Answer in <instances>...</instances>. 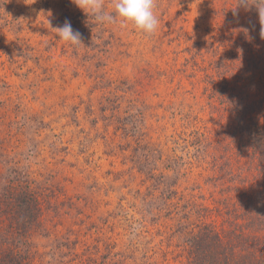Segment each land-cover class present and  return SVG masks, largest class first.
Listing matches in <instances>:
<instances>
[{"label": "rangeland", "instance_id": "obj_1", "mask_svg": "<svg viewBox=\"0 0 264 264\" xmlns=\"http://www.w3.org/2000/svg\"><path fill=\"white\" fill-rule=\"evenodd\" d=\"M155 3L159 26L146 35L88 21L71 0H0V195L11 179L39 193L34 264H133L147 247L179 264L192 221L246 226L238 197L252 163L235 147L226 161L201 67L226 55L228 35L259 33L258 12L234 11L238 0ZM65 20L85 47L52 29ZM152 163L176 181L173 204L148 187Z\"/></svg>", "mask_w": 264, "mask_h": 264}, {"label": "trees", "instance_id": "obj_2", "mask_svg": "<svg viewBox=\"0 0 264 264\" xmlns=\"http://www.w3.org/2000/svg\"><path fill=\"white\" fill-rule=\"evenodd\" d=\"M230 35L224 38L231 43L225 45L226 55L201 67V90L210 117L230 141L226 161L232 158L235 147L234 155L252 163V178L247 179L238 197L246 208V226L236 231L220 227L217 221H192L180 232L183 247L179 264H264V39L260 32L237 38ZM212 142L201 140L200 144L211 146ZM144 148L149 151L150 145ZM155 164L145 172L148 187L157 197L173 204L179 194L173 189L176 181L158 171ZM38 194L30 183L11 179L0 195V264H34V235L43 231V205ZM189 204L190 211L208 210L192 200ZM135 251L144 249L137 245ZM155 251L147 247L144 256H138V263L171 264L167 256L156 261ZM87 260L77 264H90L92 259Z\"/></svg>", "mask_w": 264, "mask_h": 264}, {"label": "clouds", "instance_id": "obj_3", "mask_svg": "<svg viewBox=\"0 0 264 264\" xmlns=\"http://www.w3.org/2000/svg\"><path fill=\"white\" fill-rule=\"evenodd\" d=\"M71 2L86 15L88 21L92 19L100 25H112L119 21L122 25H132L146 35H154L159 26L155 0H111L108 5L105 4V0H71ZM240 7L256 8L261 25L260 36L264 39V0H238L234 11ZM48 23L50 25L49 21ZM52 29L63 42L85 47L82 34L73 29L70 21L65 20L62 26Z\"/></svg>", "mask_w": 264, "mask_h": 264}]
</instances>
